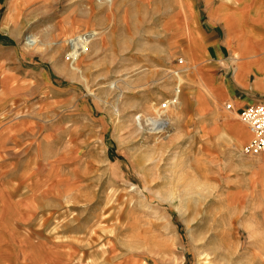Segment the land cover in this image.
<instances>
[{
	"label": "rangeland",
	"instance_id": "rangeland-1",
	"mask_svg": "<svg viewBox=\"0 0 264 264\" xmlns=\"http://www.w3.org/2000/svg\"><path fill=\"white\" fill-rule=\"evenodd\" d=\"M9 5L0 0V46L14 51L10 67L0 65V117L29 122L10 156L12 178L21 169L27 180L14 196L38 194L25 221L12 213V264L22 254L53 259L52 248L68 256V247L70 261L43 264H264V172L244 143L202 136L181 102L167 133L138 118L173 89L179 56L164 25L143 17L139 46L109 48L98 29L58 35L52 5L19 16Z\"/></svg>",
	"mask_w": 264,
	"mask_h": 264
},
{
	"label": "crops",
	"instance_id": "crops-1",
	"mask_svg": "<svg viewBox=\"0 0 264 264\" xmlns=\"http://www.w3.org/2000/svg\"><path fill=\"white\" fill-rule=\"evenodd\" d=\"M9 1L8 14L14 16L46 15L52 5L51 12L58 13L65 21L56 30L58 35L98 29L103 36L100 39L102 45L109 48L139 46L135 37L140 31L143 17L148 19V24L152 19L153 24L162 23L166 43L193 66L180 95L184 121L193 124L205 137H217L221 132H226L244 143L243 146L250 140L247 125L237 117L245 107L264 102V0H112L111 3H97L95 0ZM58 2L62 3L63 8L59 7L55 12L54 4ZM0 47L3 48L0 49V65L10 67L6 65L11 62L14 51ZM24 54L27 55L20 49L21 58H26ZM36 70L42 75L47 73L43 67ZM191 74L194 81L190 82ZM12 81L10 79V83ZM4 90V87H0V112L6 107L4 96L7 93L3 94ZM227 102L234 104L232 110L226 109ZM28 124V121L0 117V264H12L10 240L18 238L12 237L8 231L12 213L19 211L17 218L25 221L26 212L38 200V194L33 193L30 196H14L22 185L27 184V180H23L21 169L19 178H12L10 156H16L15 150L27 142ZM254 157L264 172V152ZM31 246H25V254ZM13 250L21 251L20 248ZM71 250L68 247L65 251L68 256L59 257L54 253L59 249L52 248L53 259L36 257L32 263L25 261L28 255L22 254L15 264H43L45 260L66 262L73 258Z\"/></svg>",
	"mask_w": 264,
	"mask_h": 264
},
{
	"label": "built area",
	"instance_id": "built-area-1",
	"mask_svg": "<svg viewBox=\"0 0 264 264\" xmlns=\"http://www.w3.org/2000/svg\"><path fill=\"white\" fill-rule=\"evenodd\" d=\"M88 33L90 32L82 35L84 40H86V35ZM81 37H77L78 40H81ZM90 41L91 40H88L87 42L89 43ZM70 54L71 52L69 53V56L72 57ZM192 67L193 66L188 64L185 57L179 56L177 58V66L172 68L169 72L170 78L174 81L171 94L156 107V110L154 109L153 114L142 116L141 114H138V118H140V121L143 123L142 125H145L146 127H159V129H156L155 131L157 134L169 132V112L172 108H175L180 104L182 88L186 83V76L190 73ZM225 107L228 110H232L234 108V104L232 102H227ZM239 118L247 125L251 133V138L242 147V152L248 156H255L264 152V102H259L245 107L242 111H240Z\"/></svg>",
	"mask_w": 264,
	"mask_h": 264
},
{
	"label": "bare ground",
	"instance_id": "bare-ground-1",
	"mask_svg": "<svg viewBox=\"0 0 264 264\" xmlns=\"http://www.w3.org/2000/svg\"><path fill=\"white\" fill-rule=\"evenodd\" d=\"M88 34H90V33H88ZM72 49H73V47H72ZM73 52H74V49H73V51H71V54H70L72 57H73V54H72ZM73 58H74V57H73ZM141 123H142V122H141ZM142 124H143V123H142Z\"/></svg>",
	"mask_w": 264,
	"mask_h": 264
}]
</instances>
